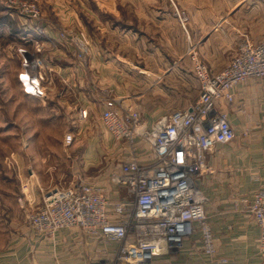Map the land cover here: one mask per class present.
<instances>
[{
  "label": "built area",
  "instance_id": "1",
  "mask_svg": "<svg viewBox=\"0 0 264 264\" xmlns=\"http://www.w3.org/2000/svg\"><path fill=\"white\" fill-rule=\"evenodd\" d=\"M0 4L26 19L22 25L34 35L20 37L33 47L30 52L18 51L21 90L46 100L53 81L41 56L47 35L38 0H0ZM56 41L78 61L84 60L89 47L82 33L60 30ZM188 57L199 86L198 98L189 109L166 113L150 127L142 123L136 108L109 91H100V123L124 154L119 173L109 179L123 187L124 195L113 199L103 188L86 182L44 191L40 206L27 215L29 228L40 239L61 229H76L100 243L117 245L113 253L104 252L89 264H171V257L194 242L214 264H228L217 254L199 183L209 173L207 156L212 150L231 143L237 133L249 132L247 97L236 91L249 80L264 91V36L258 41L243 37L230 61L216 73L194 50ZM262 105L264 114V94ZM78 114L84 119L87 111L79 109ZM232 114L241 117L240 130L231 121ZM70 140L67 136L65 143ZM143 152L148 161L138 160ZM20 186L25 202L32 206L31 181ZM251 196L246 212L258 228L257 249L264 254V185Z\"/></svg>",
  "mask_w": 264,
  "mask_h": 264
},
{
  "label": "crops",
  "instance_id": "2",
  "mask_svg": "<svg viewBox=\"0 0 264 264\" xmlns=\"http://www.w3.org/2000/svg\"><path fill=\"white\" fill-rule=\"evenodd\" d=\"M57 1L59 0H52V7ZM84 2L89 1L84 0ZM91 2L95 7L98 6L99 9L96 8L100 12L106 13L110 17L109 22L99 20L95 14H91L88 19L80 16L82 22L78 16H75L74 21H72L74 17L70 16L68 22L77 29L87 24L89 27L90 22L94 24L95 32L96 30L104 32L101 28L105 27L109 31L105 32L104 36L109 37L111 34L110 47H114L115 54L105 48L101 49L99 41L96 39L97 42L94 43V46L92 45L87 67L93 71L98 82L93 92L91 91L92 87L86 82L85 64L84 66L77 65L71 54L68 53V49L57 44L56 31L62 24L58 17H56L58 24L51 20L50 26L45 25L47 38L43 39V54L45 56L46 53L52 55H47L51 60H47L49 65H46L54 76L55 74L58 76L55 78L57 79L58 94L53 97L69 99L64 104L72 110L74 120L79 119V109L87 111L86 118L79 119L78 125L81 127L78 131L79 134L81 132L93 136L97 134L93 137L95 139L93 149L97 150L90 151V146L87 147L88 150L83 156L84 163L91 166L105 163L106 166H111L105 175L104 183L94 185L104 186L103 189L109 192L108 194L113 199H117L124 195V189L120 185L112 184L109 177L111 174L119 173L117 161L121 162L124 159V154L119 152V145L115 144L102 128L99 120L102 104L98 100L96 91L108 90L113 96L136 108L146 127L155 124L156 120L166 113L192 107L194 104L191 103L192 101L186 106L177 105L176 103L181 101L182 93L173 92L162 83V77L166 76L165 64L156 65V62H160L153 58L154 66L152 68L147 67L144 61L140 68L137 66L139 62L130 54L150 49L149 46L143 45V41L151 34V29L148 28L153 22L158 23L156 28L160 36L166 27L164 23L176 21L178 24L175 18L177 10L187 11L188 6H199L201 8L195 9L194 12H188L186 21L207 22L213 16L212 12L208 13V5L212 7L214 0H151V2H146V0H119V2L92 0ZM146 3L157 4L159 7L156 8L157 11L153 12L145 9L147 8ZM102 6H106L105 9ZM129 9L138 19L142 20L140 29L136 27L138 19L136 21L132 17L127 18L131 16ZM146 12L150 15L153 12V18L145 16ZM138 13L141 14L138 15ZM204 32L205 29L199 26L190 32L188 30L187 36L190 33L196 39V36ZM27 35L34 37L31 32ZM93 37L98 38L99 33ZM204 40H207V36ZM134 42L142 44L132 45ZM25 44L30 45L31 51H33L30 43ZM221 61L223 62V60ZM206 63L208 69L213 73L219 72L223 68V66L212 67V63L208 60ZM171 73L168 74L170 78ZM172 76L175 75L172 74ZM241 91L248 97L251 132L246 138L236 137L231 143L217 146L212 150L207 156L209 173L200 181L199 188L205 197V213L218 256L226 259L228 264H264V254L259 253L257 249L258 228L252 217L246 212V206L252 193L264 185V114L262 105L264 91L253 80L247 81L245 86L240 87L236 92ZM197 97L198 91L195 99ZM166 100L169 102L171 100V104L167 105ZM230 118L236 126L241 125L242 121L238 116L232 114ZM103 152L107 157L103 155ZM137 158L145 162L149 160V155L143 152L139 153ZM32 178L30 199H39V196L49 190V187L45 188L34 176ZM15 231H19V227ZM12 236L10 233L7 240ZM36 237V235L34 238L32 235L24 234L23 236L22 234L20 238L18 237L19 239H11L5 249L0 251V264H89L94 257L104 252L113 253L117 248L115 243H100L94 239V236L76 229H61L50 238ZM170 262L171 264H214V260L204 255L202 250L196 246V242L192 245L186 244L177 256L171 257Z\"/></svg>",
  "mask_w": 264,
  "mask_h": 264
},
{
  "label": "rangeland",
  "instance_id": "3",
  "mask_svg": "<svg viewBox=\"0 0 264 264\" xmlns=\"http://www.w3.org/2000/svg\"><path fill=\"white\" fill-rule=\"evenodd\" d=\"M88 1L59 0L54 7H52V0H38V3L43 17L42 25L48 24L50 26L51 20L58 24L56 21V17H58L62 24L58 26L57 33L60 30L76 31L86 37L89 48L83 61H78L73 52L66 46L65 48L68 49V53L71 54L77 65L84 66L85 64L86 82L92 87L91 91L93 92L98 82L93 71L87 67L92 45L94 46L98 40L101 49L105 48L112 54L115 52L114 47H110L111 34L109 37L104 36L105 32L108 33V28L102 27L104 32L99 30L95 32L93 23L89 22V27L87 24L77 29L68 22L70 16L74 17L72 21L78 16L82 22L80 16L88 19L91 14H95L99 20L109 22L110 17L106 13L100 12L98 6H96L97 9L91 2L92 0ZM115 1L119 2V0ZM148 1L151 2V0H146V2ZM102 7L105 9L106 6ZM146 7L145 9L154 12L159 6L146 3ZM187 8V11L183 9L184 11L177 10L175 12L178 24L176 21L164 23L166 27L162 36L159 35L156 28L158 23L150 24L148 29H151V34L143 41V45L149 46L150 49L130 54L139 62L137 66L140 68L143 66L142 61L147 67L152 68L154 66L153 58L160 62H156V65L165 64L166 76L162 77V83L173 92L182 93L181 101L176 103L182 106L194 103L197 91L199 94L198 82H196L188 57L190 50H194L206 66H208L206 60H208L214 68L217 66L224 67L234 55L243 37L246 36L251 41H258L264 35L263 0H214L212 7L208 5V13L212 12L213 16L207 22L186 21L188 12L192 13L201 7L188 6ZM153 12L151 15L147 12L144 15L152 19ZM130 15L127 17L128 19L132 17L137 21L138 17L132 10ZM3 16L6 20H4L5 23L0 20V251L5 249L11 239L20 238L22 234L23 236L24 234L26 236L32 235L34 238L36 235L39 238L29 228L27 215L40 206L42 196L40 195L39 199H31L32 206L25 202L20 189V185L24 181H31L34 176L42 186L49 187V189L55 186L63 188L79 182L100 185L104 183L105 175L111 168L105 163H100L98 166L84 163L83 156L88 150L87 147L90 146V151L97 150L93 149L95 141L93 137L97 134L94 136L84 132L79 134L78 131L81 127L78 124L80 121L73 119L72 110L64 104L69 99L53 97L58 94L57 79H55L58 78L57 74L55 76L53 72L50 74L53 83L47 93L46 100L23 94L17 77L21 70V55L18 51L30 52L32 48L28 44L21 43L20 35L14 34L10 38L8 37L10 32L8 31L7 18L16 21L18 28H24L27 20L20 18L16 12L7 10L0 4V18ZM22 23H24L23 26ZM130 23L133 24V22ZM199 26L205 29L204 33L196 36V39L190 33L187 36L188 30L190 32ZM136 27L139 29L142 27L140 18L136 22ZM97 33H99V37H93ZM204 34L207 36V40H204ZM140 44L142 43H132V45L138 46ZM47 55V53L46 56L41 54L44 63L49 65L47 60L51 59L48 56L52 55ZM169 73H171V78ZM172 74L175 76L173 77ZM98 91L100 93V91L108 90L96 91L100 101ZM59 92L61 93V91ZM166 104H171V100L170 102L167 101ZM246 104L248 107V97ZM247 115L249 132L246 136L237 133L236 137L246 138L250 134V111ZM239 118L242 121L241 117ZM242 124L243 122L240 126L237 125L238 130ZM67 136H70L71 140L66 144ZM103 155L107 157L105 153ZM123 161L124 159L121 162ZM121 162L117 161L118 165ZM20 181L22 182L20 183ZM100 188H104V186ZM17 227H19V231L16 232ZM21 232L23 233L21 234ZM10 233L13 236L7 240Z\"/></svg>",
  "mask_w": 264,
  "mask_h": 264
},
{
  "label": "trees",
  "instance_id": "4",
  "mask_svg": "<svg viewBox=\"0 0 264 264\" xmlns=\"http://www.w3.org/2000/svg\"><path fill=\"white\" fill-rule=\"evenodd\" d=\"M6 17V16H5ZM8 17H9V15H8ZM0 20L1 21H3L4 23H5V21L4 20H6V19H4V16L3 17H1L0 18ZM7 26H8V31L10 32L9 34V38H10V36H13L14 34H16V35H20V36H25L28 32L26 31V29L25 28H21V27H17V23H16V21H11L10 19H8L7 18ZM23 26V25H22ZM19 40L21 41V43H22V40L20 39V37H19Z\"/></svg>",
  "mask_w": 264,
  "mask_h": 264
},
{
  "label": "bare ground",
  "instance_id": "5",
  "mask_svg": "<svg viewBox=\"0 0 264 264\" xmlns=\"http://www.w3.org/2000/svg\"><path fill=\"white\" fill-rule=\"evenodd\" d=\"M32 66H33V65H32V62H31L30 67H29V70H30V71L32 70Z\"/></svg>",
  "mask_w": 264,
  "mask_h": 264
}]
</instances>
